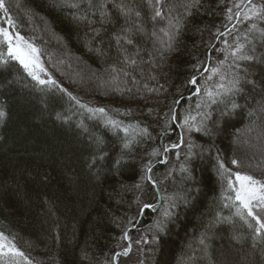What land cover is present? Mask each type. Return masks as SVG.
<instances>
[{"label": "trees", "instance_id": "1", "mask_svg": "<svg viewBox=\"0 0 264 264\" xmlns=\"http://www.w3.org/2000/svg\"><path fill=\"white\" fill-rule=\"evenodd\" d=\"M234 1L4 0L47 76L0 40V235L22 253L0 264H118L131 239L139 264H264L219 171L264 183V5Z\"/></svg>", "mask_w": 264, "mask_h": 264}, {"label": "snow or ice", "instance_id": "2", "mask_svg": "<svg viewBox=\"0 0 264 264\" xmlns=\"http://www.w3.org/2000/svg\"><path fill=\"white\" fill-rule=\"evenodd\" d=\"M156 2L159 4L160 0H156ZM120 7L123 10V5H121ZM253 7H255V5H253ZM0 9L7 12L4 0H0ZM102 15L106 16L107 14L102 12ZM137 15H139V13H137ZM160 15H161L160 10H156L155 16L159 17ZM8 23L9 25H11L12 22L10 19L8 20ZM15 39L17 43L13 45L12 43L13 37L8 32V30L4 28H0V40L7 43L9 56L15 60H18L19 63L24 67V69L26 71H29L30 67L34 64V60L32 59V56L37 50L31 44L25 42L23 40V37L17 35ZM128 42L131 43V40H129ZM238 58L244 59V60L253 59V57H250L247 55L240 56ZM29 75H32L33 79H37V77L31 71H29ZM39 82L41 84L44 83L43 80H40ZM190 82L195 84L196 80L193 78ZM220 87L223 88L224 86L221 85ZM232 87L233 88L236 87V82H233ZM231 90L232 89H226L225 92L227 93L228 91H231ZM209 95H211V93H209ZM236 107L237 105L233 103L232 108H236ZM101 111L103 110L101 109ZM3 115L4 113L0 111V117H3ZM204 118L205 119L207 118V114L204 115ZM185 124H188V131H192L193 129H195L198 132H205V134L209 133V130L203 125V120H201L200 124H195V123L190 124L188 119L186 118ZM128 147H129V144L126 142L124 144V148H128ZM171 147L178 148L180 147V145L173 144L171 145ZM193 147L194 145L192 144L188 145L190 156L192 155ZM164 151L168 152L169 148L165 147ZM117 163H119V161H117ZM231 163L233 165H237L238 161L233 159ZM181 170L184 172L189 171V169L184 165L181 166ZM219 171H220L221 178L227 180L228 188L232 192L235 193L234 202L232 205L236 209L235 215L239 216L241 220L247 223L249 228H252L253 225L249 222L248 218H251V220H254L256 224V227L254 229L255 234L257 236L264 237V216L261 215V213H264V183L256 180L251 175H245L240 172L229 173V170L225 168L223 163L219 165ZM151 172H152V168L147 167L146 173L148 174H145L144 176H142L141 179L150 181L155 187L157 185V182L152 178L151 175H149ZM230 176H234L235 180L229 178ZM136 187L139 188L140 185H137ZM178 199H185V197L183 196V194H177L175 197L168 198L167 207L164 209L161 218L154 225V228L157 233L162 234L165 231L168 220L172 216L171 209L176 207V201ZM228 199L232 200V197L229 196ZM228 206L229 205L227 204L225 205V207H228ZM150 207H154V205H150V204L144 205L145 209L150 208ZM225 219H228V218H225ZM125 238H127V236H125ZM2 239L3 237L0 236V240ZM153 242L154 243L158 242V237L156 235L153 236ZM144 243H148V241H144ZM204 243H205L204 239H201L200 244H204ZM4 248H5V244L0 243V254H4L3 253ZM8 251L15 255H22V253L17 252L14 247H9ZM129 251H130V247L126 248L124 250L123 255L125 256L128 255Z\"/></svg>", "mask_w": 264, "mask_h": 264}, {"label": "rangeland", "instance_id": "3", "mask_svg": "<svg viewBox=\"0 0 264 264\" xmlns=\"http://www.w3.org/2000/svg\"><path fill=\"white\" fill-rule=\"evenodd\" d=\"M244 0H235L233 5H232V12L236 13L237 10L242 6ZM260 3H263L264 5V0H259ZM11 36L13 37L12 43L13 45H15L17 43L15 37L13 36V34H11ZM8 47V45H7ZM32 59L34 60V64L30 67L29 71H31L35 76H40V77H45L46 75V71L43 65H41L39 59L37 58V56L35 55V53L32 56ZM220 71H221V65H219L218 67H216L210 76V79H213V77L215 75L220 76ZM47 76V75H46ZM262 216H264V213H261ZM1 236V235H0ZM127 244L125 246H123V250L121 253V259H119V263L118 264H139L140 260H141V244L139 240H135V239H131V240H126ZM0 243H4L5 244V248L3 250L4 254H0V259H6V260H11L14 261V259H17V255L11 253L8 251L9 247H13L11 245L10 242H7L4 238L2 240H0ZM130 247V251L128 253V255H123L124 250L126 248Z\"/></svg>", "mask_w": 264, "mask_h": 264}, {"label": "water", "instance_id": "4", "mask_svg": "<svg viewBox=\"0 0 264 264\" xmlns=\"http://www.w3.org/2000/svg\"><path fill=\"white\" fill-rule=\"evenodd\" d=\"M236 20H237V18H236ZM206 70H207V68H206Z\"/></svg>", "mask_w": 264, "mask_h": 264}]
</instances>
